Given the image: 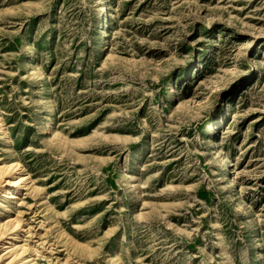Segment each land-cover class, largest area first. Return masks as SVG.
<instances>
[{"label":"rangeland","instance_id":"1","mask_svg":"<svg viewBox=\"0 0 264 264\" xmlns=\"http://www.w3.org/2000/svg\"><path fill=\"white\" fill-rule=\"evenodd\" d=\"M0 121V264H264V0H0Z\"/></svg>","mask_w":264,"mask_h":264},{"label":"bare ground","instance_id":"2","mask_svg":"<svg viewBox=\"0 0 264 264\" xmlns=\"http://www.w3.org/2000/svg\"><path fill=\"white\" fill-rule=\"evenodd\" d=\"M101 26H102V43L108 44L110 41L109 40L110 12H109L108 7H104L102 9ZM231 109H232V106L230 104L228 108L224 111V114L229 113ZM223 122H224V119H221L219 121H213L209 123L205 129V134L213 135V138L211 139V144L213 147L218 146L219 141L217 140L218 136H217L216 131L219 128V125L222 124ZM3 127H4V124L2 123V121H0V131L3 130ZM3 132L6 133L4 130ZM28 180H29V175L27 172H25V170L23 169V167L21 166L19 162L6 164L5 166L1 167L0 168V197L5 201V204L7 205L0 203V206H2L3 208L5 206H8L10 212H12V210L17 205V199H18L17 195L20 192V190L24 186H26V182ZM6 238L7 237H5V233L0 231V243L4 247L5 252L6 253L17 252L15 243H12L10 246H6L7 244V242L5 241ZM16 239H19V234L15 235V240ZM28 263H29L28 261L23 262V264H28Z\"/></svg>","mask_w":264,"mask_h":264}]
</instances>
